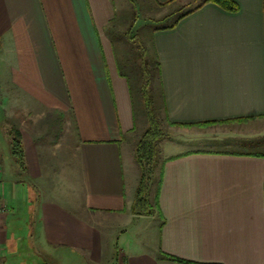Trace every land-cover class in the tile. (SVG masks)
<instances>
[{
  "label": "crops",
  "instance_id": "1",
  "mask_svg": "<svg viewBox=\"0 0 264 264\" xmlns=\"http://www.w3.org/2000/svg\"><path fill=\"white\" fill-rule=\"evenodd\" d=\"M229 1L150 36L163 118L192 129L165 146L154 212L133 216L122 148L134 160L143 112L107 33L113 1L0 0V264H264L262 134L192 132L264 119V0ZM53 131L74 143L42 144Z\"/></svg>",
  "mask_w": 264,
  "mask_h": 264
},
{
  "label": "rangeland",
  "instance_id": "2",
  "mask_svg": "<svg viewBox=\"0 0 264 264\" xmlns=\"http://www.w3.org/2000/svg\"><path fill=\"white\" fill-rule=\"evenodd\" d=\"M115 9V17L111 22L108 30V36L111 40V44L113 46L114 54L118 63V66L122 71L129 77L131 89H132V97L134 102L136 103V109L139 111L142 110L143 112V104H142V95L140 92V86L142 81L146 79V74H143L144 70L146 71L143 63H148L151 65L152 61L154 60V53L152 50L150 36L152 34L153 29L159 27L161 24H164L163 21L166 20V23L169 22L176 13L186 11L198 5L202 0H176L174 3L170 5V7L162 8L154 4L152 0H112ZM168 18V19H167ZM129 32V36L133 39H128L126 36ZM142 47V48H141ZM148 70V69H147ZM151 71V70H150ZM154 69H152V83L148 88V95L151 100V106L154 111V114L160 124L162 137L156 143V155L153 158L152 162L147 168V175H148V195L149 191L151 194H154L155 189L157 188V182L159 178V168L160 165L165 158V146L167 143L175 142L174 139L175 135L177 134H185L184 132H189L192 128L189 126L185 130L183 128H178L179 126H175V131L173 133L172 126L165 122L163 118V113L161 110V105L159 102V95L156 87V73ZM147 72V71H146ZM138 111V110H137ZM237 124L236 127H241L243 131L248 132L253 136L257 134H262V137H258L257 139L253 140L250 145L252 147H258L262 152H264V119L254 121L251 123L247 122H229L226 126H211L212 124L208 125H201L196 126V129L192 132H195L199 129L203 133L208 134V138L210 140H222L223 137L219 136L220 133H227V131L235 130L236 127H231L228 125ZM214 125V124H213ZM217 125V124H216ZM143 130L137 131L136 136H133V152L134 146L136 145L137 141L139 140L142 133L145 131L146 119L143 112V122H142ZM171 128V129H170ZM244 128V129H243ZM178 131H177V130ZM180 130V131H179ZM257 133V134H256ZM225 136L224 134H222ZM0 139L1 136H0ZM172 140V141H171ZM42 144H48L51 147L53 145L58 146H65L66 144L74 143L75 138L74 136L69 135V133H65L64 131H53L49 135V137H44L40 139ZM0 144L3 145L2 141ZM4 145L6 143L4 142ZM57 153V152H56ZM59 153H57L58 155ZM56 155V154H55ZM64 156V152H63ZM130 157L129 151L125 147L122 148V160L123 166L125 168L126 177L133 178V170L135 169L138 171L134 160ZM132 162L133 167H131L130 171L126 166L127 162ZM67 182L71 184L70 178L66 177ZM57 190V189H56ZM64 192V188L60 189ZM59 190H57L56 196L60 198V193L58 194ZM69 193L66 194L68 197ZM70 196V195H69ZM64 197V196H63ZM134 202V200H133ZM150 203V201H149ZM150 205L152 209L150 210V215L154 212L153 203ZM131 211V208H130ZM138 209L133 210V216H145V215H138L136 212ZM147 216V215H146ZM135 227L137 226L136 223L133 224ZM135 233H133L134 235ZM134 238V237H133ZM56 257V256H55ZM59 257H61L59 255ZM27 264L33 262L32 259L25 258Z\"/></svg>",
  "mask_w": 264,
  "mask_h": 264
},
{
  "label": "trees",
  "instance_id": "3",
  "mask_svg": "<svg viewBox=\"0 0 264 264\" xmlns=\"http://www.w3.org/2000/svg\"><path fill=\"white\" fill-rule=\"evenodd\" d=\"M205 3L216 4L217 6L225 10H234V5L229 0H202L195 7L188 9L186 11H183V12L176 13L174 16H172L169 22L166 23V20H164L163 21L164 24H161L159 27L153 29L152 33L156 30H162V29L173 27L182 17L190 14L191 12L198 9L200 6H202ZM157 5L161 6L159 4ZM109 26L107 27V33L109 30ZM126 37L128 39H133L129 36V32ZM153 53H154V60L152 61L151 65L145 62L143 63V66L145 67L147 71L146 72L144 70L143 74H146L147 78L144 79V81H142V84L140 86V92L142 95L141 99H142V104H143V112H144V116L146 119L147 127L145 131L142 133V135L140 136L139 140L137 141L135 148H134V152H133V157H134L135 163L139 170V178H138L137 188L135 191L134 202L131 207V212L133 213V210L138 209L136 214L145 215V216L150 215L151 213L150 210L152 209V206L150 205L149 200H148V179L149 178L147 175V171H148L147 168L156 155V143L162 137L161 127L152 109L151 100H150V97L147 91L152 83V79H154L151 74L152 69H154L156 73V78H155L156 80H157V76L159 72V62H158L157 56L154 51ZM119 73L122 77L126 79L130 87L131 84H130L129 77L120 68H119ZM220 123H229V122H220ZM201 125H205V124H199L198 126H201ZM10 135H11L10 145H11L12 155L13 157H15L18 165L20 167H23L24 161H23V151H22L21 142H20V135L17 132V130L11 131ZM171 259H173L174 261H180L174 258H171Z\"/></svg>",
  "mask_w": 264,
  "mask_h": 264
},
{
  "label": "built area",
  "instance_id": "4",
  "mask_svg": "<svg viewBox=\"0 0 264 264\" xmlns=\"http://www.w3.org/2000/svg\"><path fill=\"white\" fill-rule=\"evenodd\" d=\"M6 210L3 204L0 203V219L3 215H5Z\"/></svg>",
  "mask_w": 264,
  "mask_h": 264
}]
</instances>
